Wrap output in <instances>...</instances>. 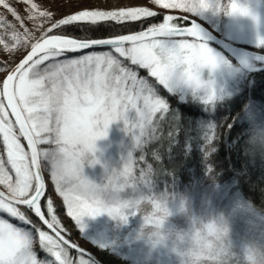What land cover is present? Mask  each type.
I'll return each mask as SVG.
<instances>
[{"label": "rangeland", "instance_id": "obj_1", "mask_svg": "<svg viewBox=\"0 0 264 264\" xmlns=\"http://www.w3.org/2000/svg\"><path fill=\"white\" fill-rule=\"evenodd\" d=\"M118 13L162 14L145 28L180 26L175 18L183 16L230 42L264 46V0H0V29L15 26L23 32L18 42L0 41V97L10 67L54 24L94 22ZM80 52L71 58L44 54L15 80L17 98L46 159L44 196L51 200L54 221L69 220L75 242L95 254L110 248L131 264H264V228L243 229L219 185L146 183L140 193L121 196L146 175L148 165L136 151L153 138L155 116L167 108L140 68L181 101L198 100L211 117L216 103L237 95L248 72L264 62L230 61L221 49L195 37L166 36ZM249 111L245 118L252 130L264 108ZM1 134L6 149L0 147V187L29 198L37 189L29 152L9 125ZM263 137L258 135L262 146ZM18 214L0 197V264L71 263L54 235L43 230L33 235L9 219ZM36 243L47 253L41 258L33 250Z\"/></svg>", "mask_w": 264, "mask_h": 264}, {"label": "trees", "instance_id": "obj_2", "mask_svg": "<svg viewBox=\"0 0 264 264\" xmlns=\"http://www.w3.org/2000/svg\"><path fill=\"white\" fill-rule=\"evenodd\" d=\"M162 17V14L158 13L141 15L137 18L125 17L118 13L94 22L83 19H66L54 24L46 34H62L83 40L110 38L141 30L150 24L159 22ZM175 19L179 22L181 20V25L189 23L183 16H178ZM172 37L193 38L188 35ZM21 38L23 39V32L15 26L11 27V31L0 29V41L3 43H15ZM243 46L264 53V46L258 47L249 44ZM102 49L111 50V47L95 50ZM49 53L52 55L62 54L66 58L78 54L77 52ZM227 58L230 61L233 60L230 56ZM255 61L263 65L260 60ZM2 66L0 52V69ZM139 70L140 75H145L146 79L154 84L162 97L165 98L167 108L155 116L153 138L143 142L139 150L136 151V157L142 156L143 164L148 165L146 175L139 179L140 182L134 183L132 190L122 191L121 196L128 195L129 192L131 195L140 193L148 187L146 183H152L153 186L158 184L185 186L191 182L215 184L222 187L223 190H227V204L230 212L233 218L241 223L243 229L249 230L250 228L255 231L261 227L264 228L262 225L264 223V146L261 145L258 138V135L264 136V112L260 113L261 123L252 130L248 129L250 124L245 118L253 107L264 108V67L256 71H249L239 93L234 97L218 101L211 117L201 110L198 100L188 97L189 99L181 101L178 93L169 92L164 85L158 83L156 78L148 73L147 68ZM23 113L25 115L24 110ZM5 125H9L13 129L27 149L1 96L0 139L2 138L1 128ZM36 143L40 163L43 167L46 159L41 154V146L38 145L37 140ZM0 147L1 151L6 149L3 141H0ZM3 156L7 160L8 155L3 154ZM83 165L87 166L93 176L97 175L94 168L86 163ZM14 206L18 209L19 214L13 217L9 216V219L17 227L23 228L33 235L39 230L52 234L31 208ZM42 208L54 226L66 238L75 242L73 235L69 232L70 221H64L63 224L54 221L50 211L53 206L48 194L42 200ZM258 238L260 237L258 236ZM60 243L71 258L70 264H96L92 259L70 249L61 241ZM33 250L38 258L42 257V253L47 254L38 243L34 245ZM96 255L103 264H131L132 261L127 257H116L110 248L98 249Z\"/></svg>", "mask_w": 264, "mask_h": 264}, {"label": "water", "instance_id": "obj_3", "mask_svg": "<svg viewBox=\"0 0 264 264\" xmlns=\"http://www.w3.org/2000/svg\"><path fill=\"white\" fill-rule=\"evenodd\" d=\"M189 23L180 26H172L161 24L149 28H143L141 30L126 33L116 37L81 40L68 35L62 34H49L38 40L33 44L26 53L13 64L2 83V98L5 107L8 110L10 117L15 123L23 142L25 143L31 163L34 169L37 180V189L35 193L29 198H19L12 194H9L0 187V197L17 205L21 208H31L37 218L44 224V226L63 244L70 249L79 252L80 254L92 259L96 264H103L102 260L90 249L66 238L47 218L42 208V199L45 194V181L43 178L38 146L35 136L26 120L19 100L15 92V80L17 74L25 66L30 64L38 56L49 52H80L98 48H108L119 45H127L139 41L150 40L154 38L166 37V36H181L188 35L200 40L209 42L225 54L236 59L237 57H247L264 62V53L259 52L243 45L230 42L223 37L219 36L210 27L206 26L202 22L196 19H188ZM197 32H202L206 36L198 37ZM56 42V44H52ZM262 66L261 68H263Z\"/></svg>", "mask_w": 264, "mask_h": 264}, {"label": "bare ground", "instance_id": "obj_4", "mask_svg": "<svg viewBox=\"0 0 264 264\" xmlns=\"http://www.w3.org/2000/svg\"><path fill=\"white\" fill-rule=\"evenodd\" d=\"M196 36H198V37H205L206 35L204 33H202V32H197L196 33ZM52 44H56V42H52Z\"/></svg>", "mask_w": 264, "mask_h": 264}]
</instances>
